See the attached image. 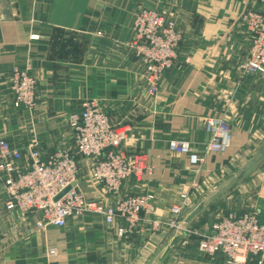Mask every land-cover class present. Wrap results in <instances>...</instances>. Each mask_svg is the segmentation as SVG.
<instances>
[{"label":"crops","instance_id":"crops-1","mask_svg":"<svg viewBox=\"0 0 264 264\" xmlns=\"http://www.w3.org/2000/svg\"><path fill=\"white\" fill-rule=\"evenodd\" d=\"M146 8L174 18L184 36L156 95L147 93L132 44L135 14ZM259 9V0H0V139L24 152L32 145L47 158L73 144L69 116L96 99L113 124L128 132L124 147L147 154L154 171L142 181H126L112 197L88 179L83 161L81 191L98 201L151 193L155 217L169 219L183 192L191 193L195 205L228 168L242 165L231 178L264 151V72L241 68L252 43L245 14ZM17 67H29L37 79L33 111L14 106L11 77ZM209 117L231 126L224 153L206 151ZM172 140L190 142L203 161L194 166L189 154L171 151ZM236 190L238 202L230 211L261 206L264 224L263 160L211 203L163 264H264L259 255L229 263L224 253L210 256L199 249L197 233L229 213L217 204ZM5 199L0 183V264H150L171 235L147 225L120 237L121 223L108 225L94 214L39 229L38 213L8 212Z\"/></svg>","mask_w":264,"mask_h":264},{"label":"built area","instance_id":"built-area-1","mask_svg":"<svg viewBox=\"0 0 264 264\" xmlns=\"http://www.w3.org/2000/svg\"><path fill=\"white\" fill-rule=\"evenodd\" d=\"M259 2L261 9L245 14L252 35L248 59L241 65L245 72H264V0ZM133 30L132 44L136 57L144 66L147 93L156 95L166 71L178 59L183 32L174 18L147 8L135 14ZM186 61H190V56ZM11 89L15 107L29 111L36 108L37 79L29 67L14 69ZM69 125L73 144L54 151L47 158L32 145L24 152L8 140L0 139V183L6 193L5 209L8 212L38 213L39 229L50 225L65 227L74 215L94 214L108 225L121 223L117 229L120 237L147 225L152 231L166 229L171 233L178 227L194 206L190 192L181 194L180 200L171 206V216L166 220L155 217V196L151 193L124 195L112 201L87 198L80 189L83 161L88 164V179L101 185L112 197L121 193L126 181H142L146 175H152L154 165L147 154L124 147L128 132L113 124L96 99L86 101L81 113L71 114ZM205 128L210 135L206 151L226 152L232 142L230 124L223 118L209 117ZM169 148L173 152L189 154L194 166L203 161L188 141L172 140ZM262 212L261 206H254L242 214L230 211L222 215L208 231L197 233L200 251L210 256L224 253L229 263H244L250 255L264 259ZM49 254L57 255V248L52 247Z\"/></svg>","mask_w":264,"mask_h":264},{"label":"water","instance_id":"water-1","mask_svg":"<svg viewBox=\"0 0 264 264\" xmlns=\"http://www.w3.org/2000/svg\"><path fill=\"white\" fill-rule=\"evenodd\" d=\"M264 160V151L260 157L237 172L233 177L216 188L207 196L198 201L182 218L178 227L171 233L170 237L154 257L150 264H163L168 255L176 248L180 241L189 235L194 222L209 208L211 203L218 199L226 190L243 181L251 172H253ZM61 196V195H60Z\"/></svg>","mask_w":264,"mask_h":264},{"label":"rangeland","instance_id":"rangeland-1","mask_svg":"<svg viewBox=\"0 0 264 264\" xmlns=\"http://www.w3.org/2000/svg\"><path fill=\"white\" fill-rule=\"evenodd\" d=\"M241 166H242L241 164H238V166L236 165V166H233V167L228 168V170H226L225 173H223V177H220V179L218 181H216V183H214L211 186L210 189L217 188L222 182H224L226 179H228L230 176H232L237 170H239ZM236 192H237V190L234 191L233 194L235 196L233 198H231V200L223 199L221 202H219V204H217V206L220 207V212L221 211L222 212H226V211H229L230 212L231 209L236 208V204L238 202V201L236 202V200H237V198H236L237 193ZM210 222H212V221H210ZM210 224L211 223H209V225H207L206 228H209L210 227Z\"/></svg>","mask_w":264,"mask_h":264}]
</instances>
